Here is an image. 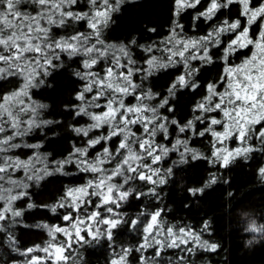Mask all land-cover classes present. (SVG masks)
Returning <instances> with one entry per match:
<instances>
[{
    "label": "trees",
    "instance_id": "obj_1",
    "mask_svg": "<svg viewBox=\"0 0 264 264\" xmlns=\"http://www.w3.org/2000/svg\"><path fill=\"white\" fill-rule=\"evenodd\" d=\"M22 89L0 264H264V0H0Z\"/></svg>",
    "mask_w": 264,
    "mask_h": 264
},
{
    "label": "rangeland",
    "instance_id": "obj_2",
    "mask_svg": "<svg viewBox=\"0 0 264 264\" xmlns=\"http://www.w3.org/2000/svg\"><path fill=\"white\" fill-rule=\"evenodd\" d=\"M25 87V86H24ZM26 89V87H25ZM25 89H22L20 92H17L15 94H13L12 96H7L6 98H4V100H2V102L0 103V108H1V113H7L10 114L12 108L16 105V104H20V102H23L25 99ZM54 255L56 257H63L64 253L62 251V248L56 247L54 249Z\"/></svg>",
    "mask_w": 264,
    "mask_h": 264
}]
</instances>
